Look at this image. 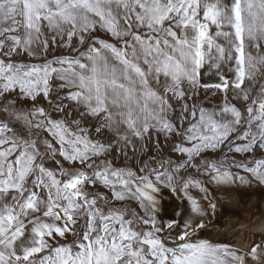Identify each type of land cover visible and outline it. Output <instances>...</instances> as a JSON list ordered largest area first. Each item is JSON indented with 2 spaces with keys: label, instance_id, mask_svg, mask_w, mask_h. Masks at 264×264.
Wrapping results in <instances>:
<instances>
[{
  "label": "snow or ice",
  "instance_id": "obj_1",
  "mask_svg": "<svg viewBox=\"0 0 264 264\" xmlns=\"http://www.w3.org/2000/svg\"><path fill=\"white\" fill-rule=\"evenodd\" d=\"M0 264H264V0H0Z\"/></svg>",
  "mask_w": 264,
  "mask_h": 264
},
{
  "label": "rangeland",
  "instance_id": "obj_2",
  "mask_svg": "<svg viewBox=\"0 0 264 264\" xmlns=\"http://www.w3.org/2000/svg\"><path fill=\"white\" fill-rule=\"evenodd\" d=\"M100 36L102 38H108L106 35H103V34H100ZM30 59L31 58L24 57V58H22V62H30ZM209 100L211 101V103H217L219 98L218 97H209ZM45 106H46V104H45ZM117 163H119V161H117ZM213 187H215V186L213 185ZM251 191L253 193L252 197H251V201L248 204L238 205L235 209H233V211H235L237 213V215L235 217L238 216V218H246L247 219L246 215L247 216L249 215L250 221L252 222L253 220H255L254 219L255 216L251 215L250 212L244 211V208L247 207L252 212L257 213L259 210L260 192L255 187ZM164 201L166 204H171L173 202V199L171 197H169L167 194H165ZM124 203H128V202H124ZM117 206H119V203L117 204ZM217 219H219V218H217ZM233 219H235V218L233 217L230 221H235Z\"/></svg>",
  "mask_w": 264,
  "mask_h": 264
},
{
  "label": "crops",
  "instance_id": "obj_3",
  "mask_svg": "<svg viewBox=\"0 0 264 264\" xmlns=\"http://www.w3.org/2000/svg\"><path fill=\"white\" fill-rule=\"evenodd\" d=\"M103 35H106L105 33H100ZM259 211V210H258ZM247 219H245V223L248 224L249 229H251V223H259V215L257 212V215L254 217L255 220L252 222L250 221L249 215L247 216ZM235 221H224L222 222L217 229L213 232V235L216 236L217 239H223V235H217V233H226L228 235L229 239L235 238V236L239 235L243 230L241 229L240 221L242 218H238L234 216ZM237 220V221H236ZM252 236L251 231L244 232V238L250 239Z\"/></svg>",
  "mask_w": 264,
  "mask_h": 264
}]
</instances>
